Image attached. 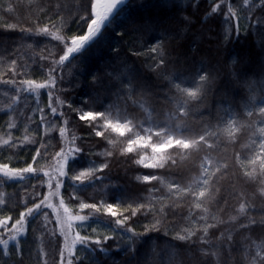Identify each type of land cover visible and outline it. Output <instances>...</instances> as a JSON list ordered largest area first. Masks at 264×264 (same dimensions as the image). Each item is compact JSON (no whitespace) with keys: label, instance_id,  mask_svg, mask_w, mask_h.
<instances>
[{"label":"snow or ice","instance_id":"snow-or-ice-1","mask_svg":"<svg viewBox=\"0 0 264 264\" xmlns=\"http://www.w3.org/2000/svg\"><path fill=\"white\" fill-rule=\"evenodd\" d=\"M143 6V0H80L67 20L57 4L44 23L38 15L33 26L4 25L27 38L58 41L63 50L57 59L47 45L41 49L48 54L39 56L45 76L39 81L27 60L0 55L6 65L0 113L8 116L0 125V186L35 181L18 204L9 207L0 198L3 264H18L13 255L22 262L33 221L35 264H104L110 241L134 257L138 243L161 230L172 240L163 247L153 242L147 259L133 264H264V0H157L166 14L129 11ZM16 9L9 0L3 11ZM70 24L77 32L63 34ZM249 37L254 47L236 52L233 46ZM104 47L109 55L81 85L83 98L67 95L63 69L73 61L85 65ZM0 50L7 51L3 42ZM29 59L37 63L34 55ZM250 63L259 66L258 79L244 71ZM234 85L244 94L233 96ZM216 92L213 110L207 98ZM160 94L163 105L155 103ZM22 103L31 114L17 136ZM117 150L139 169L157 173L136 176L146 185L157 182L146 197L114 195L103 183ZM89 188L95 202L81 195ZM169 215L181 223L169 222ZM141 217H151L142 231L134 226Z\"/></svg>","mask_w":264,"mask_h":264},{"label":"trees","instance_id":"trees-1","mask_svg":"<svg viewBox=\"0 0 264 264\" xmlns=\"http://www.w3.org/2000/svg\"><path fill=\"white\" fill-rule=\"evenodd\" d=\"M9 0H0V42H3V47H6L7 51L0 50V55L11 58L20 57V63H24L25 60L29 64H31V68L29 69V73L32 78L42 80L45 78L42 69L40 68V55H47L48 52H41V49L48 46V51H52L55 54V57L58 59L59 55L62 54L63 45L58 41H51L50 38L41 37V36H32L31 38H27L26 34L21 33L20 29L17 28L15 30L9 31L5 29L4 25L8 23L19 22L24 27L33 26L36 17L39 15L41 17V23L46 22L47 18H49L55 9L57 4L62 6V15L67 20L71 17V15L77 10L80 0H11L14 4H16L17 9L14 13L8 14L3 11V8L7 5ZM165 0H160L161 4H164ZM204 4L207 3V0H203ZM134 4L140 3V0H133ZM143 7H131L129 11L133 15H148V14H161L164 15L167 13L166 7H158L157 0H143ZM39 5V8L37 7ZM40 8L45 9L43 13L40 12ZM56 20L57 24H59L60 17L55 16L52 17ZM86 27V26H85ZM77 32V28L75 24H70L69 29L65 31L66 35H72ZM79 34H82V30ZM25 38L22 40L21 37ZM32 44L33 48H28L27 45ZM23 45V47H21ZM55 45L56 47H53ZM236 52L243 53L250 48L254 47L253 38L249 37L247 40H241L233 46ZM35 56L37 63L32 64V61L29 57ZM109 55L108 49L106 47L101 48L99 52L91 55L87 58L86 64L81 66H76V61L68 64L63 69V75L65 77V83L62 85L63 89L66 90L67 95L73 96L76 99H82L83 94L87 91L86 87H82L81 85H86L91 81V74L94 73L98 68L102 69L105 60ZM209 55H212V52H209ZM45 66L50 65L51 60L43 62ZM136 66L140 68L142 71H146L143 68L140 61H136ZM244 71L249 74L252 79L259 78L260 68L256 63H250L244 65ZM6 65L0 64V71H4ZM256 75L253 76L252 74ZM71 81L68 83L67 81ZM245 90L240 88L239 86H233L232 95L238 96L244 94ZM219 102V93H210L207 98L208 105L214 110L217 103ZM32 103V101H30ZM155 103L157 105L164 104V97L162 94L157 95L155 97ZM42 106L47 104V95L44 94L41 97ZM21 110L23 111V115L20 116V129L15 133L17 136H21L23 134L24 126L28 123L26 117L31 114V110L25 109L24 104H21ZM201 111H204L201 109ZM207 115V112H204ZM8 119L7 115L0 113V125H3L4 122ZM35 119L38 121L39 114H36ZM192 119L198 120L199 116H193ZM43 132V129H40ZM56 139H58V130ZM86 139H88L86 137ZM96 140H100V138H92V143H95ZM55 143V141H53ZM106 144V141L103 142ZM58 150V149H57ZM35 146L31 147V150L27 153V158L30 159L31 155L34 154ZM9 153L6 151L4 155H8ZM21 156L25 155V152L20 153ZM139 171H153V174H157L154 170H141L139 167L132 163L131 160H126L123 157L119 156L118 150L117 155L112 158L109 169H106L104 174L105 176L110 177V180L106 179L103 181L105 185L111 184L112 191L114 195L119 194H127L129 196H139L146 197L148 195V187L157 182H149V184H144L142 181H137L136 176ZM159 174H164V170H160ZM173 175L178 176L179 172L173 171ZM35 183V181H24L22 183H10L6 186H0V198H6L8 200V205L11 207L13 203L18 204L21 197L25 196L26 193L24 191L25 187L28 189V192H31V185ZM158 187H161L157 184ZM46 190V189H45ZM166 191V189H163ZM66 195H67V190ZM93 194V189L89 188L86 192L81 195L88 202H95L91 199V195ZM99 196H96V200H99ZM75 203H78L76 201ZM259 203V201H257ZM7 211V209H5ZM51 211L50 209L48 210ZM87 211V210H85ZM18 215V212L16 213ZM183 214H187V209L183 210ZM151 217L145 219L141 217L136 220L134 224L138 230L142 231L143 225L148 223ZM167 220L171 223L179 224L181 221L179 219L173 220L172 215L167 217ZM36 221L32 222L34 225ZM32 225L29 226V232L27 241L24 243V258L22 262L19 261L15 255H13L12 260L18 261V264H35V249L39 246L38 242L34 241V234L32 232ZM217 235L219 233H216ZM171 235L165 236L163 230L159 233L152 232L147 234L144 241L139 242L137 245L138 251L134 257H128L125 253L116 250L113 246L115 241H110L109 246L112 247V255L109 257H101L104 264H112L113 261L116 264H120L121 261L124 264H133L134 260L137 259H147L146 253L151 252L152 243L163 247L165 241H171ZM173 243L181 244L182 242L173 241ZM186 247V246H185ZM58 258V256H57ZM0 264H3V260L0 259Z\"/></svg>","mask_w":264,"mask_h":264},{"label":"rangeland","instance_id":"rangeland-1","mask_svg":"<svg viewBox=\"0 0 264 264\" xmlns=\"http://www.w3.org/2000/svg\"><path fill=\"white\" fill-rule=\"evenodd\" d=\"M151 150L149 149V152H150Z\"/></svg>","mask_w":264,"mask_h":264}]
</instances>
